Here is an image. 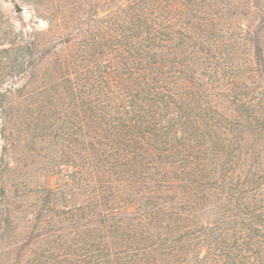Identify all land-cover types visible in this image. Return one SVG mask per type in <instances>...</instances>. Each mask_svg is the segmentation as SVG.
<instances>
[{
  "label": "trees",
  "instance_id": "trees-1",
  "mask_svg": "<svg viewBox=\"0 0 264 264\" xmlns=\"http://www.w3.org/2000/svg\"><path fill=\"white\" fill-rule=\"evenodd\" d=\"M33 1L52 44L0 56L28 77L0 87V264H264V0Z\"/></svg>",
  "mask_w": 264,
  "mask_h": 264
},
{
  "label": "rangeland",
  "instance_id": "rangeland-1",
  "mask_svg": "<svg viewBox=\"0 0 264 264\" xmlns=\"http://www.w3.org/2000/svg\"><path fill=\"white\" fill-rule=\"evenodd\" d=\"M33 0H0V56H14L16 47L21 44L26 38H35L38 41L39 46L51 45L52 35L51 33L45 32L48 28V24L43 14H40L42 7H36L33 5ZM20 6L22 9L16 11V7ZM50 1L44 4V8L49 10L51 7ZM83 9H85L83 7ZM52 40V41H51ZM46 46V45H45ZM48 56V54H46ZM52 62L48 58L44 60L37 66V78L42 75L48 74L52 70ZM45 79V77H44ZM33 80V83L36 82ZM28 82V77L23 78L22 74H16L14 70L8 66H4L0 63V87L13 86L17 87L26 84ZM3 140H0V152H2ZM9 176V180H18L19 174L17 170ZM2 199L0 197V226H3L4 215L1 211ZM15 219L13 226L15 227L13 233L9 234L8 237L5 233L0 232V259L6 256L12 245L9 244L12 240H19L20 232V211L19 208L15 211ZM8 233V231H7ZM18 244V243H17Z\"/></svg>",
  "mask_w": 264,
  "mask_h": 264
},
{
  "label": "water",
  "instance_id": "water-1",
  "mask_svg": "<svg viewBox=\"0 0 264 264\" xmlns=\"http://www.w3.org/2000/svg\"><path fill=\"white\" fill-rule=\"evenodd\" d=\"M22 8L20 6L16 7V11H20Z\"/></svg>",
  "mask_w": 264,
  "mask_h": 264
}]
</instances>
